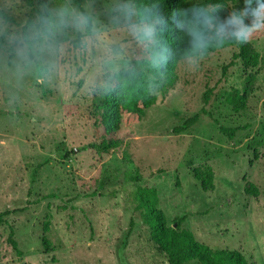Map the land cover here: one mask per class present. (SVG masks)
<instances>
[{
  "label": "rangeland",
  "instance_id": "obj_1",
  "mask_svg": "<svg viewBox=\"0 0 264 264\" xmlns=\"http://www.w3.org/2000/svg\"><path fill=\"white\" fill-rule=\"evenodd\" d=\"M44 2L64 0L38 6ZM113 2L84 0L83 7L90 4L109 26ZM1 11L15 23L0 15V213L13 211L9 224H0V264H169L135 211L128 177L157 189L167 227L185 217L182 227L199 242L264 264V33L253 36L225 77L222 68L239 45L215 52L196 71L179 60L175 85L158 91L139 123L122 124L115 137L123 145L104 153L87 148L109 137L94 112L109 87L100 53H78L79 37L69 31L57 38L63 56L37 48L34 63L22 62L23 27L38 14L25 0H0ZM110 39L130 41L111 29ZM130 50L134 58V44ZM50 61L61 71L40 77L37 64L44 69ZM197 114L194 127L173 133ZM220 127L241 130L229 139ZM10 226L22 256L8 242Z\"/></svg>",
  "mask_w": 264,
  "mask_h": 264
},
{
  "label": "clouds",
  "instance_id": "obj_2",
  "mask_svg": "<svg viewBox=\"0 0 264 264\" xmlns=\"http://www.w3.org/2000/svg\"><path fill=\"white\" fill-rule=\"evenodd\" d=\"M85 11L75 7L71 0L50 6L44 2L39 6V16L29 37L33 50L54 55H64V48L57 45V38L69 31L79 39L80 54L100 53L98 62L106 68L112 79L120 73L136 72L141 69L133 62L131 45H135L139 63L147 64L152 71H158L159 80L149 90L156 95L159 86L166 79L168 65L176 59V49L168 42L171 31L187 41L182 59L188 71L199 69L201 62L214 52L229 45L247 44L257 33L264 32V0H243L242 7H226L223 0H204L191 3L166 14L162 0H114L109 8V26L102 25L91 5ZM227 12L226 16L222 13ZM110 29L123 31L130 38L129 43H115L110 39ZM34 36V39H33ZM25 63H34L28 56L26 44L18 52ZM61 66L50 61L44 73H59ZM118 82V81H117ZM112 91L118 94L115 86Z\"/></svg>",
  "mask_w": 264,
  "mask_h": 264
},
{
  "label": "trees",
  "instance_id": "obj_3",
  "mask_svg": "<svg viewBox=\"0 0 264 264\" xmlns=\"http://www.w3.org/2000/svg\"><path fill=\"white\" fill-rule=\"evenodd\" d=\"M26 5L31 8V11L39 16V0H25ZM72 3L81 11H85L83 7L84 0H72ZM226 7L236 5L242 7L243 0H223ZM163 8L166 14H171L178 8L188 7L191 4L188 0H162ZM0 15L8 22L15 23V19L9 17L4 12ZM225 16V13H222ZM34 23L31 18L28 19L23 27V40L27 45L28 55L31 60H34V50L31 41L29 40L30 31L33 29ZM264 32H261L263 34ZM168 42L176 49L175 61L168 65L166 70V79L159 90L166 94L176 82L175 69L177 62L182 60V53L186 46L180 45L178 40L171 31L168 34ZM4 38H1L0 48ZM229 45L227 48L234 46ZM240 53L233 56V59L223 66V76L227 75L228 70L235 66L236 60L244 58L246 55V44H241ZM217 52V51H216ZM215 53V52H214ZM133 62L137 64V68L141 71L131 73H120L112 79L109 73H106L104 80L109 87L101 93V100L94 107L95 115L99 117L100 126L106 130V135L109 137L99 143H93L87 146L88 149L97 150L99 152L110 153L121 148L122 140L117 139L115 135L120 131L122 124L131 125L139 123L145 115L147 109L151 108L157 102L156 95H150L149 90L153 84L159 80L158 71H152L147 64L139 63V57L135 55ZM39 76L43 74V68L37 64ZM118 81V82H117ZM115 86L118 94L112 91ZM210 90L204 95L205 104L208 103ZM241 106L245 104L244 98L239 97ZM229 102H233L232 99ZM239 110V107H236ZM203 114H208L205 108H202ZM200 120V115L197 114L185 120L180 126L173 129V133L180 134L190 130ZM221 132L233 139L235 134L241 128H226L220 127ZM244 130V128H242ZM129 181L134 185L131 193L135 203V211L139 213L142 223L148 227L150 231V240L164 253L169 261V264H249L247 259L239 251L229 249H211L207 244L199 242L193 232L182 227L185 222V217H177L171 227H167L164 220L163 212L159 207V195L156 188L143 187L137 184L136 179L128 177ZM205 191L207 190L204 187ZM24 210V209H21ZM13 211L7 209L0 213V224H9L7 217ZM206 213V212H205ZM134 227V221L130 222V230ZM8 237V242L18 256H22L23 252L19 249L17 241L13 237V227ZM44 251L49 253L53 250V246L47 237L43 238Z\"/></svg>",
  "mask_w": 264,
  "mask_h": 264
}]
</instances>
